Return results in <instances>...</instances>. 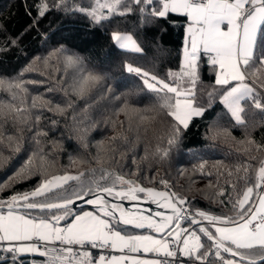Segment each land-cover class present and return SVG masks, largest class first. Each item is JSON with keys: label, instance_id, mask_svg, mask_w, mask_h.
I'll list each match as a JSON object with an SVG mask.
<instances>
[{"label": "snow or ice", "instance_id": "1", "mask_svg": "<svg viewBox=\"0 0 264 264\" xmlns=\"http://www.w3.org/2000/svg\"><path fill=\"white\" fill-rule=\"evenodd\" d=\"M125 2L95 0V6L90 10L75 6L66 10L81 12L100 23L112 15L124 16L132 12L131 6L120 10L121 4ZM65 4L66 0H58L55 7L63 8ZM131 4L141 6L139 11L148 17L149 24L164 20L172 26L175 24L169 19L172 15L182 16L188 21L183 47L184 62L179 72L169 70L165 74L169 78L168 82L141 67L125 64L126 73L139 78L144 91L152 94L157 103L138 108L130 104L125 96L117 115L124 113L130 129L135 118L137 131L140 128L147 131L157 122L161 113L169 118L168 131L160 137L166 141V146L160 147L158 144L154 157L166 160L171 149L180 143L192 118L203 116L205 112V108L194 106L201 53L207 57L209 65L219 69L214 91L208 94L209 107L216 86H219L222 92L219 100L236 126H244L246 123L242 116L245 108L241 106V101H250L255 109L264 112V103L261 102L264 99L261 95L264 82L252 80L248 71L257 62L260 65L257 71L264 70V0H131ZM105 9L107 15L102 14ZM49 10L47 0H41L37 6V17L43 18ZM36 23L34 19L30 27ZM112 40L121 50L144 54V49L129 34L113 32ZM56 51L61 52L63 49ZM65 63L79 68L82 61L72 55L65 57ZM103 79L99 74L81 71L70 85L71 92L78 99L87 100L91 91ZM25 83L22 80L0 78V91L9 94L11 101L21 96L26 98L29 94ZM105 91L110 94L112 89ZM114 98L121 100V96ZM38 100L41 97L33 96L28 108L24 107V100H21L20 107L0 100V123L11 119L13 124H26L31 119L28 113L38 107ZM39 107L63 116L73 104L69 102L62 107L60 104L52 105L51 102L42 101ZM5 108L8 112L4 111ZM84 112H87V108ZM39 120L40 117L36 116L37 124ZM72 120L75 122L77 117L74 115ZM80 123L83 124V121ZM119 123L123 125L124 122ZM79 132L78 139L87 148L88 129L82 127ZM210 132L209 138L212 140L222 137L225 142L235 141L228 129H210ZM46 136V132L37 131L33 137L37 149L28 155L12 175L0 181V264H21L20 257L28 253L38 254L42 258L40 264H184L181 257L188 258L191 264H208V257L212 254L219 258L221 264H264V195H260V192H264V158L248 156L243 164H237L234 170L227 171L228 176H237V183L242 180L245 188L237 191V184L232 183V194L228 200L217 201L222 205L230 204V213L214 215L192 208L187 197L171 190L167 180L159 181L166 190L157 191L152 187H143L138 180L126 178L116 169L105 166L103 161L111 162L115 155L116 150L112 144L117 140L131 143L123 134L111 137L112 144L109 145L97 142L96 155L87 159L69 154V167H62L58 174L49 172L51 164L46 159L49 154L39 147V137ZM12 139L8 137L9 141ZM2 142L3 138L0 137ZM235 143L244 146L238 151L246 155L253 149L264 152V145H258L252 139ZM13 150L19 151V145ZM147 158L148 152L145 149V157L142 159ZM7 159L0 151V168ZM253 161L257 163L253 164ZM206 163L203 161L193 166V172L198 171L211 177V172L204 171ZM89 164L96 166L84 167ZM72 165L77 166L74 174L70 171ZM253 170L254 178L251 175ZM139 172L137 166V171L131 176H137ZM31 180L36 183L30 190L13 192L3 198L5 191ZM211 186L210 182L208 187ZM105 194L117 200L133 201H138L141 198L139 194H143L153 203L170 210L171 214L157 212L156 219H153L143 215L138 205L135 209L125 210L120 204L106 201ZM224 195L222 190L216 193L218 197ZM77 201L94 205L95 210L77 211L74 207ZM185 220L189 228L181 226V221ZM205 221L208 222L207 226H204ZM192 225L197 227L192 228ZM132 228L153 229L154 234L135 235L129 231ZM197 231L211 243H201ZM156 233L162 236L158 238ZM89 249H100L101 252L93 257ZM107 250H118L121 254L112 255L109 252L106 256L103 252ZM222 252L228 253L229 258H225ZM139 253H152L155 257L141 259L131 255ZM32 264H37V261L33 260Z\"/></svg>", "mask_w": 264, "mask_h": 264}, {"label": "trees", "instance_id": "2", "mask_svg": "<svg viewBox=\"0 0 264 264\" xmlns=\"http://www.w3.org/2000/svg\"><path fill=\"white\" fill-rule=\"evenodd\" d=\"M57 2L58 0H47L50 10L43 18H38L37 6L41 0H0V78L25 81L29 94L26 98L21 96L18 100L11 101L9 94L0 91V100L6 104L11 102L16 107H20L21 100H24V107L28 108L33 96L41 97V100L37 101L38 107L28 113L31 119L26 124H13L11 119L0 123V137L3 138L0 151L8 158L0 168V181L12 175L28 155L37 149L38 146L33 139L37 131L47 133L46 137H39V147L43 148L44 153L49 154L46 159L51 164L49 168L51 174H58L62 167H69V154L87 159L96 155L97 142L102 141L104 145H109L112 144L111 137L123 134L131 143L125 144L117 140L112 144L116 150L115 155L111 162L103 161L105 166L116 169L126 178L138 180L140 185L144 186L166 190L159 181L167 180L171 190L182 197H187L194 209L214 215L230 213V204L222 205L217 201L228 200L232 194V183L237 184V191H243L245 184L242 180L237 183V176L234 174L230 177L227 171L234 170L237 164H243L248 156L264 158V152H257L254 149L247 155L238 151L244 146L235 141L252 139L256 144L264 145V112L255 109L250 101H242L241 106L245 108L242 116L246 123L244 126H236L234 119L219 100L222 94L219 86H216L209 107L208 94L214 91L218 70L209 65L207 57L201 53L194 105L205 108V112L203 116L192 118L189 128L184 130L180 143L171 149L166 160H159L153 153L158 144L160 147L166 146V141L160 137L165 136L168 131L169 118L161 113L157 122L147 131L143 128L137 131L135 118L130 129L124 113L120 112L117 115L125 96L130 104L138 108L157 103L152 94L144 91L139 78L126 73L125 64L131 63L133 66L141 67L168 82L169 78L165 74L169 70L179 72L182 66L188 21L182 16L172 15L169 17L175 22L172 26L164 20H156L149 24L148 17L141 15L139 11L141 6L133 5L131 0H126L121 4L120 10L131 6L132 12L124 16L112 15L109 19L96 23L81 12L66 10L74 6L90 10L95 6V0H66L63 8H56ZM102 14L107 15V9L103 10ZM34 19L37 23L30 27ZM113 32L131 35L144 49V54L121 50L112 40ZM61 48L63 51H56ZM72 55L81 59L79 68L73 69L65 63V57ZM259 68L257 62L248 70L252 80L258 83L264 82V70L257 71ZM81 71L104 77L91 91L87 100L78 99L70 88L73 79ZM249 82L251 83V80ZM108 88L112 89L110 94H106L105 90ZM130 93L135 95H129ZM261 95L264 96V92H261ZM102 96L105 98L101 99ZM115 96H121V100H116ZM42 101L51 102L52 105L60 104L62 107L71 102L73 107L68 108L61 116L39 107ZM261 102L264 103V99ZM85 108L87 112H84ZM4 111L8 112V109L5 108ZM74 115L77 117L75 122L72 120ZM36 116L40 117L38 124L35 122ZM53 121L56 123L53 124ZM119 122L124 123L121 125ZM82 127L88 129L87 148H84L78 139L79 129ZM210 129H228L235 141L225 142L222 137L212 140L209 138ZM8 137H12V141H9ZM53 142H56L55 146ZM17 144L19 151H14ZM145 149L148 158L142 159L145 157ZM203 161L207 162L204 171L211 172V177L198 171L193 172V166ZM256 163L257 161H253V164ZM94 166L96 165H84ZM137 166L140 169L139 175L131 176L137 171ZM70 171L74 174L77 166L72 165ZM251 175L254 178V170ZM210 182L212 186L208 187ZM251 182L250 180L249 183ZM35 183V180H31L16 184L13 189L3 193V198H7L13 192L28 191ZM221 190L225 195L216 196ZM183 224L189 225L187 220L183 221ZM135 230L137 229H129ZM201 237L202 243H211L202 233ZM222 255L229 258L227 253L222 252ZM41 259L39 255L20 257L21 264H30L33 260ZM208 262L221 263L214 254L209 255ZM185 264H191V261L188 260Z\"/></svg>", "mask_w": 264, "mask_h": 264}, {"label": "water", "instance_id": "3", "mask_svg": "<svg viewBox=\"0 0 264 264\" xmlns=\"http://www.w3.org/2000/svg\"><path fill=\"white\" fill-rule=\"evenodd\" d=\"M143 187H152V186H144L141 185ZM155 188V187H152ZM157 191H165L164 189H158L155 188ZM141 198L138 201H133L130 199H115L114 197H110L107 196L105 194L104 199L108 200L110 203H117L123 206L124 209L128 210V209H135L137 207V205L140 207L143 215L145 216H151L153 219H156V213L157 212H163L165 214H171L170 210H166L164 208H162L160 206V204L157 203H153L152 200L150 198H146L144 196H140ZM88 198H94V197H88ZM84 206H94V205H87L84 204L82 201H77L74 205L75 209L84 207ZM159 222V221H157ZM194 227H197L196 225H193ZM204 226H207L204 222ZM147 229V228H144ZM158 234V233H157ZM158 235H162V234H158ZM228 254V253H227Z\"/></svg>", "mask_w": 264, "mask_h": 264}, {"label": "crops", "instance_id": "4", "mask_svg": "<svg viewBox=\"0 0 264 264\" xmlns=\"http://www.w3.org/2000/svg\"><path fill=\"white\" fill-rule=\"evenodd\" d=\"M185 34H186V29H185ZM183 47H184V45H183ZM217 70L219 71V69L217 68ZM250 83V82H249ZM242 102V101H241ZM260 195H264V192H260ZM106 201H108V200H106ZM109 202V201H108ZM81 209H83L84 211H94L95 210V206H86V207H81L78 211H80ZM126 210V209H125ZM207 221H205V224L207 225ZM61 224H63V222H61ZM181 226L183 227V228H185V227H190L189 225H186V224H183V221H181ZM217 226H222V225H217ZM192 228H196V227H194L193 225L191 226ZM213 231H214V229H213ZM131 233L132 234H135V235H151V234H154V230L153 229H147V230H139V229H137V230H135V231H131ZM158 238H160L162 235H158L157 233L155 234ZM197 235H199L200 236V238H201V243H202V237H201V233H199L198 231H197ZM175 239V237H173V240ZM121 253H119L118 252V250H115V253L113 254V255H120ZM22 255H38V254H30V253H28V254H22ZM131 255H136V256H138L139 258H141V259H145V258H147V259H152V258H154L155 257V254H152V253H148V254H144V253H139V254H131ZM183 258H185V257H183ZM37 261V264H40V261L41 260H36ZM30 264H32V261H31V263Z\"/></svg>", "mask_w": 264, "mask_h": 264}, {"label": "built area", "instance_id": "5", "mask_svg": "<svg viewBox=\"0 0 264 264\" xmlns=\"http://www.w3.org/2000/svg\"><path fill=\"white\" fill-rule=\"evenodd\" d=\"M119 190H117V191H119ZM185 228H188V227H185ZM89 250L91 251L93 257L97 256L101 252L100 249H89ZM109 252H111V254L113 255L115 253V250H107V251H104L103 254H105L107 256L109 254ZM181 259L184 261V264L186 263V261H188V258H186V257L185 258L181 257ZM208 264H221V263H210V262H208Z\"/></svg>", "mask_w": 264, "mask_h": 264}, {"label": "rangeland", "instance_id": "6", "mask_svg": "<svg viewBox=\"0 0 264 264\" xmlns=\"http://www.w3.org/2000/svg\"><path fill=\"white\" fill-rule=\"evenodd\" d=\"M121 34H125V33H121ZM183 62H184V58L182 57V64H183ZM73 69H75L76 67H73V66H71ZM195 106V105H194ZM117 190H119V189H117Z\"/></svg>", "mask_w": 264, "mask_h": 264}]
</instances>
